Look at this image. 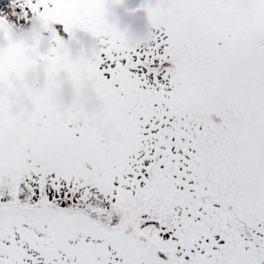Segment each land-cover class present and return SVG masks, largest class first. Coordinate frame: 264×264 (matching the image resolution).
Wrapping results in <instances>:
<instances>
[{"label":"snow or ice","instance_id":"snow-or-ice-1","mask_svg":"<svg viewBox=\"0 0 264 264\" xmlns=\"http://www.w3.org/2000/svg\"><path fill=\"white\" fill-rule=\"evenodd\" d=\"M11 2L51 45L0 51V264H264V0H141L142 47L105 0ZM56 24L95 55L69 59ZM12 26L0 14V36ZM41 62L44 87L24 88ZM59 72L98 113L56 111Z\"/></svg>","mask_w":264,"mask_h":264},{"label":"clouds","instance_id":"clouds-1","mask_svg":"<svg viewBox=\"0 0 264 264\" xmlns=\"http://www.w3.org/2000/svg\"><path fill=\"white\" fill-rule=\"evenodd\" d=\"M127 4L128 0H124ZM142 3L149 8L156 7H166V0H142ZM105 9L107 16L105 18V23L112 28H115L121 35L125 37V40L131 47H142L150 42V36L152 29L147 23L145 17L140 14H129L123 11L121 8L114 6L112 3H106ZM40 31L39 25L32 23L27 29H22L19 33H13L12 39L15 40L17 36L30 40L33 35ZM4 41L0 39V49L4 47ZM48 47V42L42 43L39 51L43 53ZM65 49L70 52L73 59L83 58L87 59L89 56L96 53V45L93 41L79 37L76 44L71 45L65 42ZM66 80L63 75H58L53 78V83H60ZM43 80L41 78H36L29 76L25 79V85L31 88L33 85L39 90L42 86ZM91 97V92L88 88H85L79 94V97L71 91L68 86H62L59 89V94L54 98L56 104V111L62 113L67 109H74L84 112L85 114L92 115L99 112V105L93 101L88 103H83L86 98ZM9 103L12 104L15 101L14 106L10 107L12 114L17 115L21 112L27 113L30 111V105L27 104L22 96L10 95L8 97Z\"/></svg>","mask_w":264,"mask_h":264},{"label":"rangeland","instance_id":"rangeland-1","mask_svg":"<svg viewBox=\"0 0 264 264\" xmlns=\"http://www.w3.org/2000/svg\"><path fill=\"white\" fill-rule=\"evenodd\" d=\"M105 2H108V1L105 0ZM140 2H141V0H128V3L125 4L124 3V0H119L118 3H114L113 0H109V3H112L114 6H117V7L121 8L123 11H125V12H127L129 14H132V15L140 14V15H143L144 16L143 9H137V11H135V12L131 11V9L137 8V5H139ZM121 5H124L126 8L125 9L122 8ZM104 8H105V5H104ZM19 13H20V9H19L18 4L15 6V14L13 13V5H12L11 0H8V6L6 8H0V14L6 15L7 18L9 19V21L13 24V26L7 31L6 36H0V39H2L4 41V45H5L2 49H0V51H2L3 49H5L8 46L9 43H17V42H19V43L24 44L25 47L27 48L26 57L28 59H34L35 57H43V56H45L47 54V52H48V49H49L50 45H51V40L49 39L47 33L45 32V29L41 26L40 20L37 19V18H31V15L32 14H31L30 11H29L27 17H24L22 15H19ZM106 16H107V12H106V9H105L104 22H105ZM32 23L38 24L39 25V29H40V31L38 33H36V34L33 35L32 39L25 40V39H23V38H21L19 36H17V38L15 40L12 39V34L13 33H19L22 29H27L29 27V25L32 24ZM54 26L58 28L60 34L63 35L64 38H65L64 41L62 42V49L61 50L69 57V59H71L73 61H76V60H85L83 58L73 59L71 57V55H70V52L65 49V42H67L68 44L74 45V44L77 43L79 37H83L85 39H89V40H91L93 42H94V40L90 36H88L87 34L82 33V32L73 33L72 37L69 39L68 38V33L63 30V26L62 25L56 24ZM45 41L48 42V47H47V49L43 53H41L39 51V49H40L42 43L45 42ZM93 55H95V54H93ZM93 55H91V56H93ZM91 56H89L88 58H90ZM46 67H47L46 64H44L43 62H41V63H39L36 66V68L34 70H31V71L27 72L24 75L23 80H22L23 87L24 88H27V89H35V90H37V88L35 87V85H33L31 88H29V87H27L25 85V79L27 77H29V76H32V77H36V78H41L43 80V84H42V86L39 89L43 88L44 85H45L44 72H45ZM58 75L65 76L66 77V80L63 82V84L54 83L56 85V88H55L54 93L50 97V102L53 104V106L55 108H56V104L54 102V98L59 94V89L62 86H65V85L68 86L71 89V91L76 94L77 97H79V94L82 91H84L85 88H88V90H89V86L88 85H85L79 91H76V90L73 89V87H72V85H71V83L69 81V78H68V76L65 73L59 72L54 77H56ZM13 95L22 96L23 100L27 104H29L28 101L25 99V97H24V95L22 93H16V94H13ZM90 101H92L91 100V97L86 98L83 101V103L86 104V103H88ZM14 103H15V101H13L12 104L9 103L10 104V107L14 106Z\"/></svg>","mask_w":264,"mask_h":264}]
</instances>
